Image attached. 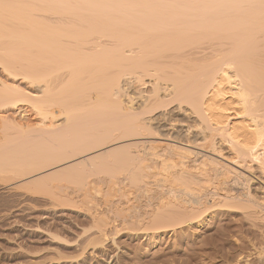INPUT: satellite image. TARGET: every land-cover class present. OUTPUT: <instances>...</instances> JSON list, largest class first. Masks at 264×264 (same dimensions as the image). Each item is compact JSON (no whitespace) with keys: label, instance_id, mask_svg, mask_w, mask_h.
Returning <instances> with one entry per match:
<instances>
[{"label":"bare ground","instance_id":"6f19581e","mask_svg":"<svg viewBox=\"0 0 264 264\" xmlns=\"http://www.w3.org/2000/svg\"><path fill=\"white\" fill-rule=\"evenodd\" d=\"M0 65L33 89L1 83L0 109L25 100L51 121L21 130L0 115V264L117 263L105 211L153 236L216 207L264 227L246 173L264 182V0H0ZM131 83L150 89L128 97ZM167 111L196 118L193 144ZM87 198L108 206L83 208L93 234L41 230ZM9 217L55 246L15 243Z\"/></svg>","mask_w":264,"mask_h":264},{"label":"rangeland","instance_id":"374dc122","mask_svg":"<svg viewBox=\"0 0 264 264\" xmlns=\"http://www.w3.org/2000/svg\"><path fill=\"white\" fill-rule=\"evenodd\" d=\"M1 83H6L9 85L13 83V85L15 84L16 86L18 84V86L21 87L20 89L33 90L29 86L26 79H24L21 75H10L5 71V69H3L2 65H0V84ZM128 87L125 89L128 97L131 95L133 96L134 93L147 92L150 89L147 86L143 87L142 83H131V85H128ZM34 108L35 107H32L28 101H18L13 104L12 107H8V109H0V115L3 118L6 117L8 121L10 120V122H12L21 130L31 129L36 126L44 125L45 127V125H50L51 121H48V119L44 121L45 123L42 125L41 117L39 114H37ZM165 115L166 120L169 119L166 121V124L167 122L168 124L172 122L170 129H167L168 131H171L172 129L171 132L174 133L173 135H176V137L182 141L190 142L192 144L196 141V132L198 129L200 131L196 118L189 115H181L172 111H167ZM196 127L197 129H194ZM221 143V141H217V144H220L219 146H221ZM223 151H225V154L228 153L225 149ZM251 170L253 171L246 173H252L251 176L254 179H252V183H250V186H252V193L259 200H263L264 182L258 176V171H256V169H250L248 171ZM256 175L259 178L255 177ZM260 181L263 183L261 184ZM126 191L128 197L133 196V188H127ZM92 192L93 194L102 196V191L98 193L95 191ZM144 194L147 195V191H144ZM118 196L119 192L113 190L110 195L105 197V199H117ZM105 199H103L104 201H102L99 205L96 204V200L94 198L73 200L71 202L77 206V208H72L73 211L70 212L67 210L66 212L68 213L64 212L65 215L56 213V216L50 218L51 222L49 218H42L41 221L38 220L40 223H42V220H44L42 224H40L38 221L37 222L42 227L41 230H44L45 228L47 229L48 227L56 230L55 227L58 228V226L60 227L62 223H66V225L70 226V228L72 227L79 233L86 229L88 230V233L90 231L95 232L96 229L94 227V222L91 218L87 217L85 213H83V208L86 206H95L97 210H105L108 207ZM228 208L216 207L210 210L208 209L206 214H203L204 217H199L198 220H195V222H191V224L190 222H185L186 225L183 223L180 225L167 227L164 232L156 236H153L151 233L140 234L137 232L135 233V231H131V225H128V222L124 220L122 221V219L120 220V218L112 216L110 212L105 211V213L103 212L101 216L108 223V226L115 225L114 227L119 229V232L114 237L115 245L112 244V248L109 247L110 249H114V251L117 252L116 259L118 260V264H261L257 257L259 256L258 254H261V251L264 252V240H262L264 237V229L262 228L264 227L261 228L253 225L254 223H250L251 220L248 217H244L242 215L243 213H240L239 209L234 210L231 208L232 210H229ZM14 213L16 214L13 216H23L25 219L24 223L26 224H30L31 222H33L31 224L36 223L34 220L29 222L27 220L28 216L22 212L19 214L18 212ZM52 219L55 220L52 221ZM9 220L11 222H9ZM248 221L250 222L248 223ZM4 222V226L8 224V228L5 227V229L9 232H6L7 235L9 234L8 236H11L12 240H15V243L20 240V242L24 243L29 250L37 252V254L43 255L48 252L50 246H55L54 242L48 240L43 234L41 235V232H39V230L35 229L34 227L33 230V228L26 226L24 227L26 229L22 230L23 224H20L21 222H17V224L19 223L17 225L13 220V217H9V219ZM10 223L12 226H9ZM45 224L47 225L43 226ZM251 224L253 226H251ZM18 229L21 231L17 234L15 230ZM258 229H261L262 232L260 233V230ZM35 230L36 232H34ZM2 236L3 235H1L0 238ZM4 238L5 236L0 239V242L6 246L8 244L5 243L6 241ZM9 239L11 240V238ZM261 241L263 243H261ZM109 244L110 243H108V245ZM260 244H263L262 248L260 247ZM108 245L106 243V247H108ZM256 246L259 248L258 250ZM99 247L100 249L105 248V246L101 245L98 246V248ZM260 248L262 250H260ZM258 251H260V253ZM107 262L108 264H114L112 263V259L109 260V258L107 259Z\"/></svg>","mask_w":264,"mask_h":264}]
</instances>
